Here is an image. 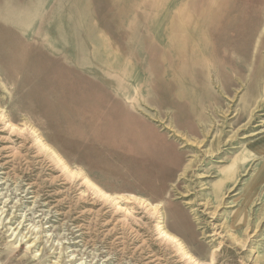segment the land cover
Segmentation results:
<instances>
[{"label":"rangeland","instance_id":"rangeland-1","mask_svg":"<svg viewBox=\"0 0 264 264\" xmlns=\"http://www.w3.org/2000/svg\"><path fill=\"white\" fill-rule=\"evenodd\" d=\"M0 112V264H264V0H0Z\"/></svg>","mask_w":264,"mask_h":264},{"label":"bare ground","instance_id":"bare-ground-1","mask_svg":"<svg viewBox=\"0 0 264 264\" xmlns=\"http://www.w3.org/2000/svg\"><path fill=\"white\" fill-rule=\"evenodd\" d=\"M0 113H1V112H0ZM2 116H3V113L0 114V122L2 121L3 126H4L5 122L3 121L4 118H3ZM5 127H6V129H7V128H8V129L11 128V126H9V125H5ZM2 129H3V128H2ZM6 129H5V130H6ZM64 170H65V169H64ZM69 175H70V174H69ZM71 175H72V174H71ZM85 182H86V181H85ZM86 183H87V182H86ZM87 184H88V183H87ZM88 185H89V184H88ZM88 185H87V187H88ZM89 188H90V187H89ZM98 193H99V192H98ZM168 238H169V237H168ZM170 238H171V237H170ZM170 238H169V239H170ZM173 240H174V239H173Z\"/></svg>","mask_w":264,"mask_h":264}]
</instances>
